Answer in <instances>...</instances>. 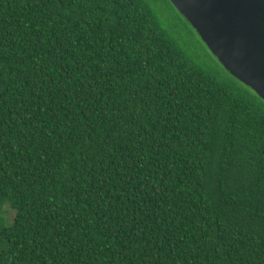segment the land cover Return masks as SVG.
I'll return each mask as SVG.
<instances>
[{"label": "trees", "instance_id": "1", "mask_svg": "<svg viewBox=\"0 0 264 264\" xmlns=\"http://www.w3.org/2000/svg\"><path fill=\"white\" fill-rule=\"evenodd\" d=\"M226 71L150 0H0V264H264V99Z\"/></svg>", "mask_w": 264, "mask_h": 264}, {"label": "water", "instance_id": "2", "mask_svg": "<svg viewBox=\"0 0 264 264\" xmlns=\"http://www.w3.org/2000/svg\"><path fill=\"white\" fill-rule=\"evenodd\" d=\"M176 1L223 65L264 99V0Z\"/></svg>", "mask_w": 264, "mask_h": 264}, {"label": "rangeland", "instance_id": "3", "mask_svg": "<svg viewBox=\"0 0 264 264\" xmlns=\"http://www.w3.org/2000/svg\"><path fill=\"white\" fill-rule=\"evenodd\" d=\"M170 32L184 43L186 49L207 69L217 73L221 78L229 77L227 69L207 44L189 13L177 4L176 0H150ZM184 12H182L181 10ZM9 210V209H8ZM14 212L7 214L12 219Z\"/></svg>", "mask_w": 264, "mask_h": 264}]
</instances>
